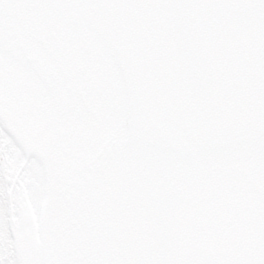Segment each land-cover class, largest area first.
I'll return each instance as SVG.
<instances>
[{
	"label": "snow or ice",
	"instance_id": "obj_1",
	"mask_svg": "<svg viewBox=\"0 0 264 264\" xmlns=\"http://www.w3.org/2000/svg\"><path fill=\"white\" fill-rule=\"evenodd\" d=\"M0 264H264V0H0Z\"/></svg>",
	"mask_w": 264,
	"mask_h": 264
}]
</instances>
